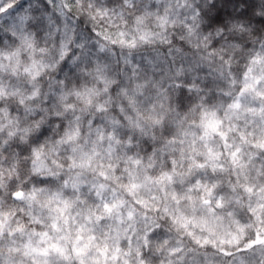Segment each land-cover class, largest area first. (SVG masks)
<instances>
[{"label": "clouds", "instance_id": "clouds-1", "mask_svg": "<svg viewBox=\"0 0 264 264\" xmlns=\"http://www.w3.org/2000/svg\"><path fill=\"white\" fill-rule=\"evenodd\" d=\"M0 264H264V0H0Z\"/></svg>", "mask_w": 264, "mask_h": 264}]
</instances>
